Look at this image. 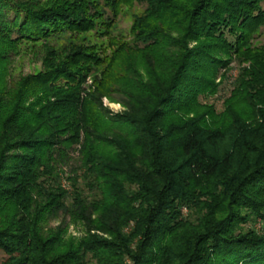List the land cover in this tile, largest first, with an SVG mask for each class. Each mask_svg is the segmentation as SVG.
<instances>
[{"label":"trees","instance_id":"obj_1","mask_svg":"<svg viewBox=\"0 0 264 264\" xmlns=\"http://www.w3.org/2000/svg\"><path fill=\"white\" fill-rule=\"evenodd\" d=\"M262 28L264 0H0V264H264Z\"/></svg>","mask_w":264,"mask_h":264},{"label":"rangeland","instance_id":"obj_2","mask_svg":"<svg viewBox=\"0 0 264 264\" xmlns=\"http://www.w3.org/2000/svg\"><path fill=\"white\" fill-rule=\"evenodd\" d=\"M143 6L139 5L138 3H131L129 6H122L121 10L119 12L118 17L116 18V21L114 23V34L117 35L118 37L122 38H130L131 33L130 27L133 21V17L135 14L140 13L142 10ZM256 44H262L264 43V28L261 29L260 35L256 38ZM13 75L16 76L18 73H27L31 68L34 66H39L38 61H29L28 58H24V60L21 62L15 58V62L13 64ZM240 69V65L237 62L231 63V69L227 73V80L220 86L218 93L214 96L211 97L208 101L209 103H213L216 107L217 110H221L223 105V99L229 95V91L231 89V82L235 79L237 76V73ZM219 79H217L218 81ZM90 83V81H89ZM103 105L107 107L112 114L116 113H122L124 112L125 108L124 106L117 100V101H112L107 99L106 97L102 98ZM70 156L71 158L65 163L62 164V169L69 175L71 170L76 167L79 163L78 161V153L77 152H71L70 151ZM66 176V175H65ZM64 176V177H65ZM63 184H66V182L63 180ZM65 219V221H68V217H64L63 215H60V217L56 220H52L50 222L51 226L57 225L58 222L61 220ZM261 224H264V222H260L259 219H257L253 226L258 229L259 232H264V226H261ZM261 226V227H259ZM80 227L74 226L73 224L69 225V231L72 233L75 232L77 234L80 233ZM5 256L0 253V263L4 260Z\"/></svg>","mask_w":264,"mask_h":264}]
</instances>
